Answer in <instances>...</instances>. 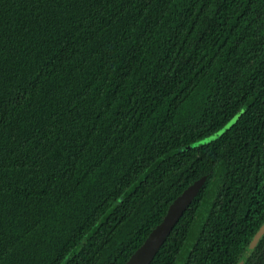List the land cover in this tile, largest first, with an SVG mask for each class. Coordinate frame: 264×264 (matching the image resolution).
<instances>
[{"label": "trees", "instance_id": "1", "mask_svg": "<svg viewBox=\"0 0 264 264\" xmlns=\"http://www.w3.org/2000/svg\"><path fill=\"white\" fill-rule=\"evenodd\" d=\"M202 177L150 264H264V0H0V264H125Z\"/></svg>", "mask_w": 264, "mask_h": 264}, {"label": "water", "instance_id": "2", "mask_svg": "<svg viewBox=\"0 0 264 264\" xmlns=\"http://www.w3.org/2000/svg\"><path fill=\"white\" fill-rule=\"evenodd\" d=\"M206 177L187 187L168 207L162 221L150 232L143 244L131 255L125 264H150L167 237L172 232L188 206L200 192ZM264 225L255 235L253 243L263 233Z\"/></svg>", "mask_w": 264, "mask_h": 264}, {"label": "rangeland", "instance_id": "3", "mask_svg": "<svg viewBox=\"0 0 264 264\" xmlns=\"http://www.w3.org/2000/svg\"><path fill=\"white\" fill-rule=\"evenodd\" d=\"M216 137H217V135H214V136H211V137H209V138H206L202 143H207L208 141L213 140V139H215Z\"/></svg>", "mask_w": 264, "mask_h": 264}]
</instances>
